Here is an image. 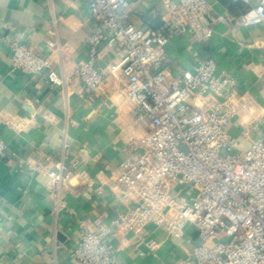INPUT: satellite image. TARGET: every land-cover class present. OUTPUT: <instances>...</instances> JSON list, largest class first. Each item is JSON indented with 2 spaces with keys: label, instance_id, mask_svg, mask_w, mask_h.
<instances>
[{
  "label": "crops",
  "instance_id": "0c3cea01",
  "mask_svg": "<svg viewBox=\"0 0 264 264\" xmlns=\"http://www.w3.org/2000/svg\"><path fill=\"white\" fill-rule=\"evenodd\" d=\"M169 2L179 0H128V22L160 26L170 18ZM208 3L211 36L200 30L196 39L193 32L172 35L167 69L173 76L190 69L198 49L202 58L215 59L217 74L236 79L237 114L228 133L232 152L244 155L264 139V23L242 24L250 6L240 0ZM98 31L89 0H0V136L11 155L0 157V264H73L83 223H109L134 207L132 195L122 198L117 176L122 163L142 153L149 132L131 116L125 56L101 44L95 68L103 82L95 93L72 76L89 60L86 42ZM12 43L48 58L66 86L15 71ZM59 164L72 179L57 197L48 172ZM199 242L195 226L181 238L151 225L138 235L117 229L110 238L117 264H177Z\"/></svg>",
  "mask_w": 264,
  "mask_h": 264
},
{
  "label": "built area",
  "instance_id": "2783aa9c",
  "mask_svg": "<svg viewBox=\"0 0 264 264\" xmlns=\"http://www.w3.org/2000/svg\"><path fill=\"white\" fill-rule=\"evenodd\" d=\"M240 1L250 6L242 24L264 23V0ZM167 5L170 18L160 26L137 28L128 22V0H89L102 31L88 37L89 60L72 76L85 92L95 93L103 82L95 68L99 48L103 43L116 47L125 56L121 72L133 104L131 116L149 133L142 153L122 163L117 176L122 198L132 195L134 207L109 223H83L71 253L73 264H117L110 244L116 230L138 235L150 225L177 238L195 226L200 242L177 264H264V139L253 141L244 155L232 152L228 127L237 114L238 83L226 73L217 74L215 59L202 58L194 49L190 69L175 76L168 71L165 48L172 35L193 32L196 39L200 30L208 38L211 30L206 25L208 0ZM10 53L15 71L44 74L51 87L66 86L49 59L26 45L12 43ZM195 100L201 105H194ZM0 157H11L1 136ZM48 176L57 197L72 179L61 164ZM147 246L153 249L156 243Z\"/></svg>",
  "mask_w": 264,
  "mask_h": 264
},
{
  "label": "rangeland",
  "instance_id": "374dc122",
  "mask_svg": "<svg viewBox=\"0 0 264 264\" xmlns=\"http://www.w3.org/2000/svg\"><path fill=\"white\" fill-rule=\"evenodd\" d=\"M221 154L224 155V156L227 155V151H226V149H223V150L221 151Z\"/></svg>",
  "mask_w": 264,
  "mask_h": 264
}]
</instances>
